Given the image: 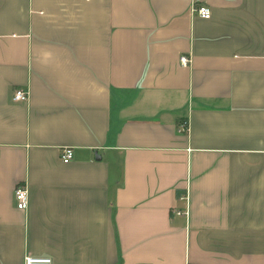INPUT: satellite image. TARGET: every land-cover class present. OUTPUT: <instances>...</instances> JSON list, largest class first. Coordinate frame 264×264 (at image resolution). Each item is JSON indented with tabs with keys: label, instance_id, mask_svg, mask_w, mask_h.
<instances>
[{
	"label": "crops",
	"instance_id": "obj_1",
	"mask_svg": "<svg viewBox=\"0 0 264 264\" xmlns=\"http://www.w3.org/2000/svg\"><path fill=\"white\" fill-rule=\"evenodd\" d=\"M31 255L264 264V0H0V264Z\"/></svg>",
	"mask_w": 264,
	"mask_h": 264
},
{
	"label": "built area",
	"instance_id": "obj_2",
	"mask_svg": "<svg viewBox=\"0 0 264 264\" xmlns=\"http://www.w3.org/2000/svg\"><path fill=\"white\" fill-rule=\"evenodd\" d=\"M192 11L200 18L208 19L211 16L210 8L205 4H199L192 6ZM180 62L183 65L189 63L187 56H181ZM14 101H26L28 99V93L24 89H16L12 96ZM73 151L70 147H63L61 149L60 158L63 162H68L72 159ZM14 199L17 208L25 209L28 206V189L24 184H17L14 188ZM24 264H53V260L50 256H27L25 257Z\"/></svg>",
	"mask_w": 264,
	"mask_h": 264
}]
</instances>
